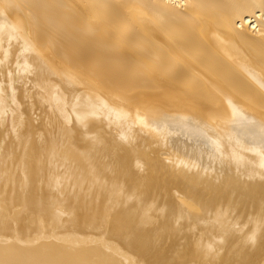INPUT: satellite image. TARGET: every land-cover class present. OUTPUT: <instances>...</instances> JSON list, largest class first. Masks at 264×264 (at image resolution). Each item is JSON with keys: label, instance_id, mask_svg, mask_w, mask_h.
<instances>
[{"label": "bare ground", "instance_id": "6f19581e", "mask_svg": "<svg viewBox=\"0 0 264 264\" xmlns=\"http://www.w3.org/2000/svg\"><path fill=\"white\" fill-rule=\"evenodd\" d=\"M0 6L9 16L0 11V49L4 37L11 49H1L7 64L0 65V264H264V123L226 129L217 122L250 126L247 115H264V0H0ZM13 61L39 72L35 120L24 116L27 89L18 100L10 89L22 85L12 82L15 75L20 80L7 67ZM49 65L104 67L118 86L136 85L153 99L150 107L188 118L159 108L164 118L145 116L138 127L154 143L178 132L199 142L209 132L218 151L175 142L178 163L170 164L127 127L118 147H105L97 123L91 135V119L83 125L103 112L102 99L73 93L71 78L57 88L73 90L74 115L67 112L76 120L65 128L73 116L44 100L50 80L41 68ZM100 73L94 76L106 77ZM19 105L24 112L15 115ZM121 112L120 121L130 115ZM202 115L217 117L215 125Z\"/></svg>", "mask_w": 264, "mask_h": 264}, {"label": "rangeland", "instance_id": "374dc122", "mask_svg": "<svg viewBox=\"0 0 264 264\" xmlns=\"http://www.w3.org/2000/svg\"><path fill=\"white\" fill-rule=\"evenodd\" d=\"M4 8L2 7V6H0V11L1 10H3ZM2 13H4V15H5V17H6V20L7 21H9V16L7 15L8 14V10H6V9H4L3 11H2ZM4 40H5V45L6 46H4V45H2V48L1 49H3V48H7L8 49V47H9V51L11 50L10 49V45H8V44H6V42H7V40L8 39H6V37H4ZM0 49V59H1V63H0V65H3V66H5L6 67V62H4V54L1 52L2 50ZM5 64H4V63ZM11 63H12V65H11ZM19 64V65H18ZM9 66V67H8ZM12 66V67H11ZM55 66V67H54ZM60 66V65H59ZM58 65H49V66H45V67H43V68H41V70H42V72H41V74H44V76H46V78H48V81L50 80V82H49V84H48V81H47V83L46 84H48L47 86H48V88H49V85L51 84V82L52 81H54V84L52 83L51 85H52V87H51V90H50V88L48 89L47 88V90H48V93H45L46 95V97H48V98H44V100L45 99H49V98H51V99H49V102L51 103H49L50 105H51V108H53V104H54V106L55 107H57V109L58 110H54V111H56V112H58V113H62L63 112V115H70V116H73L74 115V112H71V110H73V108H72V106L70 105V94H71V92L74 90L75 92H73V93H77V92H79V93H81V92H83V90H88V91H90L91 93L93 92V94H95V95H99L98 97L100 98V99H102V100H104V101H102L101 100V102H103L102 104H104L103 106H102V110L100 111V112H102V113H100V114H103V115H101L100 116V114H91V117L89 116V117H87L86 118V120L85 119H83L84 121H83V125H85L87 122H88V120H90L88 123L90 124V130H89V132H90V135H91V132H92V130H93V132H94V130L96 129L95 128V123H97L96 125H97V128H101L102 129V131H103V134L105 135V136H103V139H101L100 140V142L99 143H101L102 144V142H103V145H105V147H108V146H110V145H112V146H110V147H112V148H116V147H118V145L117 144H120V143H122V140L121 139H124V138H126V136H127V134H128V129H129V131L130 130H133L134 131V129H135V131L136 132H138V134L140 133V136L142 137L141 139H140V137H138V141H139V145H142V142L144 143L142 146H144L145 145V142H146V144L147 145H145V146H150L152 149H154V150H156L159 154V157L163 160V158H164V162H167V163H175L176 162V159H177V155H176V150H175V148H174V146H172L171 144L172 143H186V144H188L189 143V145L191 146V147H194L195 149L197 148V149H199L200 150V148H201V150L202 149H204L205 151H207V150H210V153H211V151H212V153L211 154H214L213 152H215V150H217L216 148H215V146H212V144L213 145H215L214 143H216L215 141H214V138H213V136L208 132L207 133V135L208 136H205V141L204 140H200L199 142H198V140H196L195 139V141H194V138L193 137H187L185 134H183V135H181L183 132H178V133H175V134H168L167 136H165V138H167V142H165V143H158V144H156V143H154L152 140H151V138L152 139H154L153 138V136H151L150 135V137H148L145 133V131L143 130V129H141V130H143V131H140V124H144L143 122H144V118H147L148 116V118H150V117H153L154 116V118H158V119H161V118H164V116L165 115H167V114H163V113H161V112H156L157 111V109L159 108V110L161 109V110H165L164 112H166L167 111V113H169L170 111H172L171 112V114H173V115H175L177 118L179 117V119H181V120H187L188 118L187 117H184L183 115H181V113H177V112H175L174 110H170V109H168V108H163L162 106H160V105H155L154 107H150L149 105H152L153 103H154V101H152L153 99H151L150 97H148V96H146V95H143V93H141V91L139 90V87H137L136 85H132V86H124V85H119L118 86V84H116L115 82H113L112 80H110L109 78V76L108 75H106L105 73H104V71H106V69H104V67H102V66H93V67H90V69H87V68H84V67H73V68H70V66L68 67V66H64V65H62V66H60L59 67ZM1 67V66H0ZM7 67H8V69H10V71L11 72H13V73H15V74H18V76H19V78H20V80H23L22 82L20 81V80H18V78H17V76H16V78L17 79H15V76H14V78H13V80H12V82L14 81H16V83L15 84H18V85H24V86H19V88H18V86L17 85H11L10 87V89L11 90H13V92H14V94H18V95H20L19 97L17 96V98L14 96V99H12L11 98V100H13V101H15V98L18 100V99H22V95L23 94H20L21 92L23 93V91H24V89H27V93L26 94H28L27 95V100H26V103H27V110H26V112H24V110L22 109L23 107H21V105L24 103H22L21 102V105H19V107H18V109L17 110H19V111H17V113L15 114V115H17V114H22V112H24V116H26V113H29L28 115H27V117L29 116L30 117V119L32 118L33 120H35V119H37L38 117H39V113H40V110H38L39 108L38 107H35L33 104H35V102H34V94L36 93V85H34L35 84V79H36V74L37 73H39L37 70H36V67L35 66H31L30 65V67H28L29 69H26L25 67H22L21 68V64L19 63V62H15V61H13V62H10L9 63V65H7ZM52 67V68H51ZM72 67V66H71ZM24 68V69H23ZM33 68L35 69V70H33ZM45 68V69H44ZM50 68V69H49ZM79 68H81V69H79ZM96 68V69H95ZM100 68V69H99ZM101 68H102V70H101ZM20 69V70H19ZM23 69V70H22ZM55 69V70H54ZM58 69H60V71L58 70ZM0 72H3L2 71V67L0 68ZM19 70V71H18ZM27 70V71H26ZM33 70V71H32ZM44 70V71H43ZM88 70H89V72H90V75H93V73L95 72L96 73V76H97V74H98V72L100 71V72H102V73H100V75L102 74L103 75V73L106 75V77H103V76H100L99 77V75H98V78L96 77V76H94L95 75V73H94V78L93 77H89V72H88ZM91 70V71H90ZM97 70V71H96ZM25 71V72H24ZM48 71V72H47ZM59 72V74H58V72ZM67 71V72H66ZM85 71V72H84ZM23 72H24V75L23 76H26L25 78L22 76V74H23ZM34 72H37V73H34ZM21 73V74H20ZM30 73V74H29ZM32 73H33V75H32ZM50 73V74H49ZM57 73V78H56V76L54 75V74H56ZM61 73H62V75H61ZM75 73H77V74H75ZM27 74V75H26ZM28 74L30 75V76H28ZM71 74V75H70ZM81 74V75H80ZM65 75H66V77H65ZM79 75V76H78ZM34 76V77H33ZM54 77V78H51V77ZM61 76V77H60ZM64 76V77H63ZM87 76V77H86ZM24 79H23V78ZM31 77H33L34 79H31ZM60 77V78H59ZM50 78V79H49ZM64 80H63V79ZM67 80H66V79ZM71 78V82L72 83H70V84H73L74 86H73V90H71V91H68L67 89L65 90V89H62V92H60V94H59V91H61L60 89L58 90L57 88H58V84L60 83V85H59V87L61 88V85H63V84H67V82L69 83L70 81H69V79ZM57 79V80H56ZM101 80V82H100V80ZM33 81V82H30V81ZM55 80H56V82H55ZM63 82H65V83H63ZM19 81V82H18ZM30 82V83H29ZM84 82V83H83ZM96 82V83H95ZM28 83V84H27ZM34 83V84H33ZM103 83V84H102ZM12 84V83H11ZM26 84H27V86H26ZM32 85V86H31ZM50 85V86H51ZM54 85V86H53ZM118 87L117 89H116V86ZM12 86H14V87H12ZM22 87V88H21ZM23 87H24V89H23ZM74 87H76V88H74ZM80 87V88H79ZM105 87V88H104ZM121 87H124L123 88V90H121ZM16 88L18 89V91H16ZM33 88V89H32ZM99 88V89H98ZM101 88H103V89H101ZM109 88V89H108ZM19 89H20V92H19ZM125 89V90H124ZM47 90H46V92H47ZM54 90H55V92H54ZM96 90V91H95ZM140 91V95L138 94L139 93V91ZM34 91V92H33ZM64 91H65V93H64ZM68 91V92H67ZM81 91V92H80ZM125 91V92H124ZM16 92V93H15ZM18 92V93H17ZM25 92H26V90H25ZM53 92V93H52ZM96 92V93H95ZM115 94H114V93ZM32 93H34L33 95H32ZM52 93V94H51ZM67 93V94H66ZM56 94H58V96L56 95ZM116 94H117V96H116ZM135 94V95H134ZM136 94H137V96H136ZM48 95V96H47ZM53 95V97H50V96H52ZM62 95V96H61ZM68 95V96H67ZM122 95V96H121ZM57 96V97H56ZM107 96V97H106ZM125 96V97H124ZM61 97V98H60ZM62 97H64V99H62ZM119 97V98H118ZM33 98V99H32ZM134 98V99H133ZM137 98V99H136ZM143 98V99H142ZM33 101H32V100ZM54 99H56L55 101H56V103H58L59 102V104H55V102H53L54 101ZM62 101H61V100ZM106 99V100H105ZM126 99V100H125ZM65 100V101H64ZM20 101V100H19ZM46 101V100H45ZM116 101H117V103H116ZM119 101V102H118ZM133 101H134V103H133ZM150 101V102H149ZM34 102V103H33ZM63 102V103H62ZM107 102V103H106ZM124 102H125V104H124ZM138 102V103H137ZM143 102H144V104H143ZM149 102V103H148ZM33 103V104H32ZM46 103H48V101H46ZM45 103V106L47 105L49 108H50V106H49V104H46ZM112 103H113V105H112ZM138 104V105H137ZM148 104V105H147ZM69 105V106H68ZM113 107H112V106ZM135 105V106H134ZM71 106V107H70ZM148 106L150 107V108H148ZM157 106V107H156ZM31 107V108H30ZM32 107H34L33 109H32ZM47 107V108H48ZM55 107L53 108V109H55ZM64 107V108H63ZM134 107V108H133ZM35 108H37V109H35ZM50 108V109H51ZM106 108V109H105ZM157 108V109H156ZM31 109H32V111H34V113L31 111ZM52 109V110H53ZM128 109V110H127ZM151 109V110H150ZM37 112H36V111ZM114 110V111H113ZM123 111V114H124V111L126 112L127 111V113H128V117L127 116H124V119L122 118V116H120L122 119H121V121H123V122H121L120 121V118H119V115H118V113H120L121 111ZM131 110V111H130ZM32 113H31V112ZM67 111H70V112H67ZM107 111H108V113L110 114V113H112V115L110 114H108L107 113ZM110 111V112H109ZM120 111V112H119ZM150 111V112H149ZM118 112V113H117ZM36 113H38L37 115H36ZM116 113V114H115ZM122 113V112H121ZM143 113V114H142ZM149 113V114H148ZM176 113L178 114V115H176ZM255 112H253L252 114H249V115H247V125H250V126H246V125H244V126H235V125H231V123L233 122H235V121H233V120H231V119H227V118H224L223 120H221L220 122L219 121H217L218 123H219V126H223V127H225L226 129L227 128H229V129H241V128H247V127H254V126H256V124L258 123V122H263L264 123V115H261V114H263V113H260L259 114V112H257V113H255ZM30 114H31V116H30ZM34 114H35V116H34ZM148 114V115H147ZM94 115V116H93ZM96 115V116H95ZM108 115V116H107ZM125 115V114H124ZM142 115V116H141ZM70 116H68V118L70 117ZM115 116V118L114 119H116L115 121H114V119L112 118V120H110L111 119V117H114ZM116 116H118V117H116ZM130 116H132L130 119H129V117ZM134 116V117H133ZM145 116H147V117H145ZM203 117H205V118H208L209 119V116H210V119H209V123H211V124H213V125H215L214 123H216L215 121H216V118H215V116H211V115H209V116H206V115H202ZM35 117V118H34ZM37 117V118H36ZM102 117H104L103 119H104V121L103 120H101V118ZM109 117V118H108ZM126 117V118H125ZM183 117V118H182ZM212 117V118H211ZM72 118H74V119H72ZM95 118V119H94ZM119 118V119H118ZM70 122H68V123H70V124H68V123H66V124H68L69 126L67 127V125H66V127H65V125H63L65 128H67V129H70L71 128V126H72V124L71 123H73V122H71V121H73V120H76V117H70ZM97 119H99V120H97ZM109 119V120H108ZM129 119V121L131 122L130 123V125L129 124H127V123H129L128 121H126V120H128ZM208 119H205V120H207L208 121ZM226 119V120H225ZM96 120V121H95ZM108 120V121H107ZM118 120V122H116ZM214 120V121H213ZM260 120V121H259ZM262 120V121H261ZM92 121V122H91ZM102 121L104 122V123H102ZM138 121V122H137ZM142 121V122H141ZM213 121V122H212ZM224 121V122H223ZM226 121V122H225ZM254 121V122H253ZM94 122V123H93ZM120 122V123H119ZM134 122V124H132ZM256 122V123H255ZM87 123V124H88ZM107 123H109V124H107ZM128 125H126V124ZM232 123V124H233ZM92 124V125H91ZM98 124H99V126H100V124H101V126L99 127L98 126ZM107 124V125H106ZM111 124V125H110ZM132 124V125H131ZM71 125V126H70ZM113 125V126H112ZM119 125V126H118ZM133 125H134V127H133ZM136 125V126H135ZM105 126H107V127H105ZM130 126V127H129ZM139 126V127H138ZM230 126V127H229ZM246 126V127H245ZM124 127V128H123ZM126 127L128 128L127 130H126ZM95 128V129H94ZM131 128V129H130ZM134 128V129H133ZM100 129V130H101ZM109 129V130H108ZM136 129H138V130H136ZM107 130V136H109V137H107L106 136V131ZM205 130V129H204ZM125 131L127 132V134L125 133ZM134 131V132H135ZM140 131V132H139ZM225 131V130H224ZM88 132V131H87ZM87 132H86V134H87ZM105 132V133H104ZM141 132H144L143 134L141 133ZM207 132V131H206ZM108 133H109V135H108ZM122 133V134H121ZM142 134V135H141ZM145 134V135H144ZM224 135L226 134V133H223ZM149 135V134H148ZM229 135V133H227L226 134V136H224V138L225 139H227L228 136ZM115 136V137H114ZM123 136V137H122ZM184 136V137H183ZM210 136V137H209ZM147 137V139H148V141H146L147 139H145ZM207 137V138H206ZM110 138V139H109ZM107 139V141H105L106 143H107V145H106V143L104 142V141H102V140H106ZM109 139V140H108ZM145 139V142L143 141ZM150 139V140H149ZM207 139H208V142H206L207 141ZM121 140V141H120ZM211 140V141H210ZM102 141V142H101ZM138 141H136V143L138 142ZM197 141V143H195ZM111 142H112V144H111ZM141 142V143H140ZM168 142H169V144H168ZM203 142V143H202ZM105 143V144H104ZM135 143V144H136ZM208 143H211V145H208ZM4 144H6V143H4ZM110 144V145H109ZM114 144V145H113ZM138 144V143H137ZM136 144V145H137ZM203 144L205 145V146H203ZM103 145H101V146H103ZM115 145H116V147H115ZM138 145V146H139ZM174 145V144H173ZM200 146V148H199V146ZM208 145V146H207ZM157 146V147H156ZM249 146V147H248ZM205 147V148H204ZM211 147V148H210ZM246 147L248 148H246L247 149V151L249 152L248 153V156L250 157L251 155H253L252 154V152H250V151H252V147L250 146V145H246ZM215 148V149H214ZM214 149V150H213ZM203 150V151H204ZM218 151V150H217ZM216 151V152H217ZM161 152V153H160ZM162 153H164L165 154V156L162 158ZM160 154H161V156H160ZM250 154V155H249ZM167 156V157H166ZM166 157V158H165ZM136 159H138V161H142L141 160V157L139 158V157H137V155H136V157H135ZM176 163H178V162H176ZM180 163V162H179ZM194 169H196V167L194 168ZM210 170V169H209ZM183 194V193H182ZM64 216H66L65 214H63ZM63 216V217H64Z\"/></svg>", "mask_w": 264, "mask_h": 264}]
</instances>
